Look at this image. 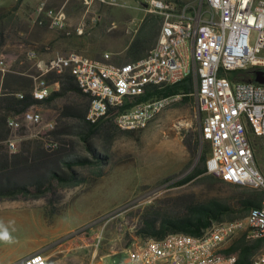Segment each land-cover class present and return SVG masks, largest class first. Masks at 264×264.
<instances>
[{
  "label": "rangeland",
  "instance_id": "rangeland-1",
  "mask_svg": "<svg viewBox=\"0 0 264 264\" xmlns=\"http://www.w3.org/2000/svg\"><path fill=\"white\" fill-rule=\"evenodd\" d=\"M40 1L69 15L72 26L68 43L79 35L81 50L64 49L56 43L62 31L37 22L35 9ZM161 1L174 4L173 0ZM152 9L151 0H0V57L11 69L6 73V83L14 87L16 77L33 79L40 72L37 61L46 64L56 53L74 51L101 59L102 49L119 48L118 56H123L140 41L148 40L150 24L140 18L158 14ZM118 32L119 44L113 46L112 37ZM27 48L37 51L36 59L25 56ZM108 61L122 62L113 55ZM190 97L188 101H171L138 130H121L113 119L104 118L94 132H88L86 141L82 137L87 132L86 124L65 114L72 104L82 108L86 96L68 92L50 103L31 105L28 109L38 111L42 123L54 122V132L49 136H56L60 143L55 150L41 152L35 172L67 175L72 171L79 183L59 184L53 195L0 202V264L37 250L48 255L47 264H115L125 257L127 248L143 240L134 231L147 204L156 202L164 211L179 213L189 203L235 195L232 184L217 182L208 174L176 184L196 165L201 148L206 147L199 137L194 141L201 118ZM42 123L31 125L26 132L40 127L44 131ZM185 140L193 145L191 153ZM80 158L87 162L67 167V161ZM256 160L264 166V148L258 147ZM16 174L10 177L26 179L24 169ZM241 236L243 228L223 248ZM262 251L264 246L256 250L253 260Z\"/></svg>",
  "mask_w": 264,
  "mask_h": 264
},
{
  "label": "built area",
  "instance_id": "built-area-1",
  "mask_svg": "<svg viewBox=\"0 0 264 264\" xmlns=\"http://www.w3.org/2000/svg\"><path fill=\"white\" fill-rule=\"evenodd\" d=\"M195 1L176 8L151 0L152 10L161 17L160 28L154 45L136 60L112 63L108 53L92 59L69 51L56 53L46 64L37 61L40 72L33 76L29 94L42 100L44 85L56 83L46 82L42 75L69 67L76 87L91 96L85 115L90 116V123L111 117L123 130H138L149 108L192 96L201 114L199 138L209 144L205 168L217 167L229 178L252 180L259 204L250 208L253 213H264V166L256 160L258 147L264 148V83L251 80L256 71H264V0ZM35 10L39 24L65 29L61 9L40 1ZM25 56L36 59L37 51L27 48ZM9 71L6 59L0 57V94L8 90L3 79ZM142 75H150V82H142ZM186 77L191 86L188 93L142 98L151 86L162 88ZM10 93L23 97L22 91ZM41 123L42 115L35 114V109L32 114L22 110L8 115V134L3 140L7 150L16 151L19 141L27 138L39 139L47 151L57 149L58 142L49 136L53 121L42 123L44 131L40 127L26 132ZM242 228L246 240L264 237V223L243 219L222 225L204 242L170 239L155 244V237H146L127 248L125 257L115 264H232L235 255L221 250ZM8 264H47V257L37 250ZM253 264H264V252Z\"/></svg>",
  "mask_w": 264,
  "mask_h": 264
},
{
  "label": "trees",
  "instance_id": "trees-1",
  "mask_svg": "<svg viewBox=\"0 0 264 264\" xmlns=\"http://www.w3.org/2000/svg\"><path fill=\"white\" fill-rule=\"evenodd\" d=\"M173 1L174 4L172 5L176 8H179L186 3L185 0ZM142 21L149 22L151 27V34L148 37V40L144 39L140 41L132 49H130V51H126L123 56H116L119 61H122L120 63L133 61L143 57L154 45L153 44L149 47L144 55L139 54L143 47L150 43L153 34L157 32V30L159 32L161 17L158 14L151 13L149 15H145L142 18ZM129 48L130 46L127 47V49ZM38 73L39 72H37V74ZM9 76L13 77V75ZM42 77L48 83H52L54 81L58 82V89L52 90L50 94L42 100H35L29 94L33 84L32 77H16L13 81L14 87H11L9 83H6L8 80L6 75L3 79V85L8 90L0 95V199L26 200L42 196L45 193L53 195L57 191L59 184L79 183L72 171H70L67 175H57L53 173V171H49L47 175H45V173L40 175L35 172L36 166L40 165L39 161L42 159L41 152H50L42 147L39 139L27 138L20 140L18 148L14 152H9L3 143V140L8 134V129L5 126L8 115L28 109L31 104L50 103L54 98L65 96L68 92H75L82 96L84 95L76 87L70 72L66 70L59 74L54 71H48L44 73ZM190 89L191 86L189 83V77H186L176 84L166 85L162 88L151 86L150 90L147 91L142 98L168 95L179 91L188 93ZM14 91H22L23 97L19 99L10 93ZM190 98V95H183L181 97V101H188ZM89 100L90 98L86 96V103L82 108L77 104H72V106L67 108L65 111V114L71 115L86 124L87 132L86 135L82 136L84 141H86L88 135L94 132L98 125L101 124L104 118L112 119L111 117H104L95 123L88 122L86 120L85 113ZM21 132L22 131H20V133ZM50 132L53 134L54 130ZM197 135L196 140H194L196 142L198 141L199 131L197 132ZM54 139L58 142V145H60L59 139L56 136H54ZM204 142L206 143V147L201 148L196 165L182 178L176 181V184H181L196 176L208 174L205 172L204 162L209 152V144L207 141ZM184 144L191 153L193 151V145L186 140ZM85 162H87L86 158H80L75 161H67L66 165L71 169L72 164H84ZM20 169H24V176H26L25 180L17 181L10 177L11 174L12 176L14 174L17 175L16 172ZM208 176L213 175L208 174ZM214 178L217 182L226 181L215 176ZM230 184H232V186H234L237 190L235 195L226 197H210L201 202L189 203L185 206V209L179 213L164 211L163 207L158 205L156 202L147 204L145 209L139 215L138 224L134 231L135 234L142 239L146 237L161 238L169 232H183L192 235H199L212 222L243 218L250 207L258 206L259 192L257 189L249 185L237 183ZM261 246H264V237L247 241L244 236H241L233 240L227 247L222 249L221 252L224 254L235 255V261L232 264H251L256 250Z\"/></svg>",
  "mask_w": 264,
  "mask_h": 264
},
{
  "label": "bare ground",
  "instance_id": "bare-ground-1",
  "mask_svg": "<svg viewBox=\"0 0 264 264\" xmlns=\"http://www.w3.org/2000/svg\"><path fill=\"white\" fill-rule=\"evenodd\" d=\"M65 70L70 72V74L72 75V72H71L69 67H62L61 70H59L58 74L62 73ZM142 82H150V75H142ZM56 85H58L57 82L55 83V86L52 84H45L43 92H42V99H44L46 96H48L52 90L57 89L58 87ZM82 93L84 94V92H82ZM84 95H86L88 98H90L88 106L86 108V113H85V115H86L90 111L91 96L87 95V94H84ZM171 101H173V100H170V102ZM170 102L159 104L156 108H149L148 109V117L146 118V121H144V124L141 125L140 127H143L149 121L154 119L156 117V115ZM33 112H34V110H30V109L24 110V114H32ZM198 112L200 114V110H198ZM35 114H40V113L38 111H35ZM85 117H86V120L88 122H90V116H85ZM200 118H201V114H200ZM205 172L208 174H211L215 177L224 179L230 183L244 184V185H249V186L253 187V181L252 180H242L239 178H229L228 174H225L223 171H219V168H217V167H207V168H205ZM243 219H251L255 223H264V213H253L252 208H249L248 212L246 213V215L242 219L212 222L199 235H192V234L183 233V232H169V233H166L161 238H155V244H163V241H169L170 239H179L180 241L204 242V241H207L208 238L210 236H212L213 233H215L218 229L222 228V225L227 224V223L232 222V221H241ZM262 252H264V251H262ZM262 252H260L254 260L261 258ZM253 261L251 262V264H253Z\"/></svg>",
  "mask_w": 264,
  "mask_h": 264
},
{
  "label": "crops",
  "instance_id": "crops-1",
  "mask_svg": "<svg viewBox=\"0 0 264 264\" xmlns=\"http://www.w3.org/2000/svg\"><path fill=\"white\" fill-rule=\"evenodd\" d=\"M64 13V12H63ZM65 15V14H64ZM143 17H141L140 18V20L142 19ZM139 20V21H140ZM69 26H72V22H71V20H70V18H69V15L67 14V15H65V29L64 30H59V32H61L62 33V37H60V38H57L56 39V43H58V44H60V45H63L64 46V49H66V48H70V49H75V50H81L80 48L81 47H83V45H81V44H83L81 41L79 42L78 40H80L81 38L79 37V35H74V41L71 43V44H69L68 43V40L67 39H69V37H68V35L70 34V32H71V29L69 28ZM79 30H80V28H78ZM135 30H136V28L132 31V35H133V33L135 32ZM78 33V32H77ZM157 33H158V30H157V32H155L154 34H153V37H152V39H151V41H150V43L148 44V45H146L145 47H143V49L141 50V52L139 53V54H141V55H144L145 54V52H146V50L149 48V47H151L153 44H154V42H155V40H156V36H157ZM131 35V36H132ZM131 38V37H130ZM129 38V39H130ZM82 40V39H81ZM112 40H113V42L111 43V45H118L119 44V32L115 35V36H113L112 37ZM85 46V45H84ZM104 52H103V54L104 53H108V55L110 54V55H113V56H118V54H119V48H117L116 50H118V51H111V50H106V49H102ZM86 51H92V50H90V49H88L87 48V50ZM97 51H99V50H97ZM105 51H109V52H105ZM89 54V53H88ZM96 54H99V53H96ZM102 54V55H103ZM109 55V56H110ZM92 56H97V57H99L100 55H92ZM102 58V57H101ZM10 199H7V200H0V202H5V201H9ZM13 200H15V199H13ZM224 249V248H223ZM48 256V255H47ZM46 256V257H47ZM19 257H21V256H19V255H17V256H14L12 259L14 260V259H17V258H19Z\"/></svg>",
  "mask_w": 264,
  "mask_h": 264
},
{
  "label": "water",
  "instance_id": "water-1",
  "mask_svg": "<svg viewBox=\"0 0 264 264\" xmlns=\"http://www.w3.org/2000/svg\"><path fill=\"white\" fill-rule=\"evenodd\" d=\"M251 80L258 83H264V71H256L255 76Z\"/></svg>",
  "mask_w": 264,
  "mask_h": 264
}]
</instances>
